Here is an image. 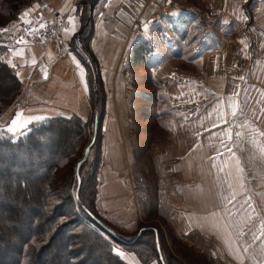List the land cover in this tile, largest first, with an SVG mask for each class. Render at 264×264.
<instances>
[{
  "label": "crops",
  "instance_id": "obj_1",
  "mask_svg": "<svg viewBox=\"0 0 264 264\" xmlns=\"http://www.w3.org/2000/svg\"><path fill=\"white\" fill-rule=\"evenodd\" d=\"M80 1L45 4L68 15L60 40L48 46H10L4 58L16 68L23 90L3 112L0 127L8 129L18 115V130L35 117L79 115L89 123L100 107V81L97 178L102 183L94 213L105 230L133 238L141 233L143 219L132 171L137 142L131 98L136 84L150 87L154 138L138 139L150 148L156 166L165 167L166 181L146 214L155 203L158 215L182 236L217 244L225 264H264V244L248 234H258L264 222V0L173 1L169 14L156 18L154 7L165 0H98L88 16L92 13L89 55L96 74L75 48L89 23L83 27ZM39 6L26 10L20 20L32 17ZM139 40L155 49L135 64L132 47ZM107 82L114 92L108 91ZM241 231L246 235L241 237ZM119 248L129 264H143L134 252Z\"/></svg>",
  "mask_w": 264,
  "mask_h": 264
},
{
  "label": "trees",
  "instance_id": "obj_2",
  "mask_svg": "<svg viewBox=\"0 0 264 264\" xmlns=\"http://www.w3.org/2000/svg\"><path fill=\"white\" fill-rule=\"evenodd\" d=\"M91 1L78 4L84 10L83 27ZM43 2L0 0V117L23 90L16 68L4 58L10 48L9 33L26 10ZM86 32H90L88 45L92 20L83 28L82 38ZM83 49L90 52L84 45ZM150 51L146 40L137 41L132 62L141 64ZM98 84L100 106L103 91ZM102 114L99 107L90 126L72 115L36 120L15 133L0 127V264H92L99 259L128 264L115 253V243L134 252L143 264H173L159 227L143 228L127 240L105 230L94 213ZM88 147L89 152L96 151L95 162L84 175L82 167L88 163L84 158L79 180L74 169Z\"/></svg>",
  "mask_w": 264,
  "mask_h": 264
},
{
  "label": "rangeland",
  "instance_id": "obj_3",
  "mask_svg": "<svg viewBox=\"0 0 264 264\" xmlns=\"http://www.w3.org/2000/svg\"><path fill=\"white\" fill-rule=\"evenodd\" d=\"M47 1L48 0H44L43 4H41L40 6L38 5L39 8L41 6H44L45 4H47ZM173 1L175 3L178 1L180 3L187 4V5H193L195 3V1H196V3L197 2L200 3L199 0H165L163 3H157V6L154 7V13L152 16L154 18H156V16L163 9V6L169 5L172 7L174 5ZM169 3H173V4L171 5ZM146 5H148V4H146ZM148 6H147V8H148ZM141 19H142V17L140 16L139 20H141ZM135 22H136V19L134 20V22L132 24L133 26L135 25ZM137 23H138V21H137ZM138 25H140V27H141V22ZM201 28L202 27L197 28V31L200 32V34H202V32H203V31H201ZM134 30H136V29L134 28ZM89 35H90V32L89 33L86 32L85 35L83 36V38L82 37L80 38L81 40H79V43L76 44L75 48L80 49L79 53L81 54L83 59H89L90 60L91 68H92L91 72L92 73L94 72V74H96L95 68L92 64V60L90 59V58H92V56L89 55V52L87 51V49H83L81 47L82 45H84V48L88 47L90 50V47H89L90 41L88 42V45H86V43H85L86 38ZM155 37H157V35H155L153 38V40L156 41ZM160 40H161V38L158 40L157 46L159 45ZM128 42H129V39H128ZM126 44H127V42H126ZM149 47L151 48V51L155 49V46L149 45ZM94 74L92 76H94ZM107 80H105V83ZM93 85H94V80L92 79V86ZM106 86L109 89L108 90L109 92H114V89L111 87V85L108 84V82H107ZM97 88H98V86H97ZM145 88H146V86L143 87L141 84L139 86L136 84L137 93L135 92V95L131 98L132 108H133V113L131 114L132 130H133L135 138H136L135 143L137 142L136 146H135V152H136L135 163H133L134 166L132 168V171H133V174H135L136 192L139 195L138 197L140 200L141 211H142L143 221L141 222V226L143 228H146L148 226H153V227H159L161 229V231H162L161 236H162V240L164 243V247L166 248V252L168 254H170L173 257V259L175 260V261H172L173 264H225V260L222 257H220L219 254L216 252L219 250V249H217V246H216L217 244L210 241L209 239H206V238H203V237L197 236V235L196 236L195 235L194 236L193 235L187 236L188 238H186L185 236H182L181 233H179L176 228L172 227L173 225L169 224L170 221L168 219L163 218V217L158 215V211H156V209H155V203H154L153 208H151L149 210V212H147V214H146V210H147V208L150 207L149 205H151L154 198L156 200L157 199L159 200V198L161 196V194L160 195L158 194V196L156 194H157V192L159 193V191L164 188L163 187L161 189L160 184H161V182L166 181L165 180L166 173H165V167L163 165H157L156 166L154 156L152 155V153L149 150L150 148L148 146H145V144H144L145 141L142 140V139L152 140L154 138V136L151 134L152 130H150L151 126L153 125L150 121V119H152V117H153V116H151L150 112H152L151 107L153 104L152 102L155 101V99H154L155 96H154L152 89L150 87H148L146 89ZM146 91H148L149 93H147ZM94 93L91 92L92 101H94V96H95ZM138 97H140L141 99ZM157 101L161 102V98L159 97V100H157ZM102 103L103 102H101V104H100L101 108H102ZM145 105L150 106V108H148L146 110L147 106H145ZM90 109H92L91 110L92 113L90 114L91 119H92L94 116V112H95L94 106L93 107L91 106ZM143 113H145V114H143ZM162 117H164V116L163 115L160 116V118H162ZM90 124H91V122L88 123L89 126H90ZM142 135H143V137H142ZM139 137L142 139H138ZM147 150H149L148 153H147ZM85 154H86V152H85ZM88 155L87 156L85 155L84 157H82V158L88 159V163L84 164L82 167V174H84V175H85V170L89 167V165H91V163L95 162L96 151H92V152L90 151L88 153ZM82 158H80V159L78 158V161L81 160ZM99 159H100V157H99ZM99 168H100V161H99V166H98V174H99ZM171 172L175 173L174 171H171ZM75 173L77 175L76 168L74 169V174ZM98 174H97V177H98ZM169 176L171 177V179L174 180L173 182H176V180L174 178L175 176H172L171 174H169ZM101 183H102L101 178L100 179L97 178L96 194H95V200H94V205H93L94 207H95L96 201H98V198H99L98 197V193H99L98 185ZM149 183L151 185H149ZM79 186H80V184H79ZM140 188H142V191H144L148 195V197L144 196L142 191H140ZM154 202H155V200H154ZM161 202H163V201H161ZM97 206H98V209H100V211L103 213L104 210L101 207V205L99 206V204H97ZM110 214L111 213L109 211H107V213H105V216L110 219L111 218ZM78 215H79V217H82L84 220H86L85 217L83 216V214L79 213ZM110 221L113 223L114 220L110 219ZM118 229L120 230L121 228H118ZM131 237H125V238L127 240H130ZM119 245H120L119 243H115V246H116L115 253L121 257V255L119 253H120V251H123V250L121 248H119ZM123 247L126 249V246H123ZM218 248H219V246H218ZM101 260L99 259L100 263L97 260H92L94 262L92 264H114L113 262H107L106 260L105 261L102 260L103 262H101ZM125 262L128 263V261H125Z\"/></svg>",
  "mask_w": 264,
  "mask_h": 264
},
{
  "label": "built area",
  "instance_id": "obj_4",
  "mask_svg": "<svg viewBox=\"0 0 264 264\" xmlns=\"http://www.w3.org/2000/svg\"><path fill=\"white\" fill-rule=\"evenodd\" d=\"M171 6H163L162 15L169 14ZM68 22V15L50 6L44 5L35 11L29 19L19 20L8 36L10 46L39 45L48 46L60 40Z\"/></svg>",
  "mask_w": 264,
  "mask_h": 264
},
{
  "label": "snow or ice",
  "instance_id": "obj_5",
  "mask_svg": "<svg viewBox=\"0 0 264 264\" xmlns=\"http://www.w3.org/2000/svg\"><path fill=\"white\" fill-rule=\"evenodd\" d=\"M238 107V105H237ZM233 115L236 114V111L235 109L233 110ZM21 119V117L18 115L15 119H13L11 121V124L10 126L8 127L7 131L8 132H11V133H15L18 131V128H17V124H18V121ZM32 119H36V120H40V119H44L43 117H35V118H29V120L27 122H30ZM26 122V123H27ZM26 123H25V126H26ZM248 234H251L252 235V238H253V241H257V240H260L262 244H264V240H262L261 238L264 237V222H261L260 224V231L259 233L257 234L256 232L254 231H249ZM244 235H246V233H244L243 231L240 232V236L243 237ZM245 250H247V246L245 247ZM122 254V253H121Z\"/></svg>",
  "mask_w": 264,
  "mask_h": 264
},
{
  "label": "water",
  "instance_id": "obj_6",
  "mask_svg": "<svg viewBox=\"0 0 264 264\" xmlns=\"http://www.w3.org/2000/svg\"><path fill=\"white\" fill-rule=\"evenodd\" d=\"M91 7H93V0H92V2H91ZM91 17H92V13H91V15H90V17L88 18V20H87L86 23H88V22L91 20ZM98 95H99V93H98V88H96V104H98V101H99V97H98ZM88 153H89V147L87 148V150H86V154H85V155L87 156ZM83 160H84V158H82L81 160H79L78 163H77L76 171H77V177L79 178V180H80L79 168H80V163H81ZM79 182H80V181H79ZM115 237H116V236H115Z\"/></svg>",
  "mask_w": 264,
  "mask_h": 264
}]
</instances>
